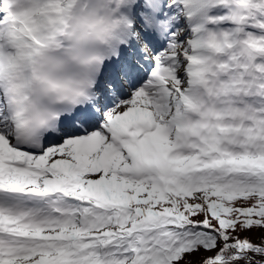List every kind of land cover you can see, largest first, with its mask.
I'll return each instance as SVG.
<instances>
[{
	"label": "snow or ice",
	"instance_id": "snow-or-ice-1",
	"mask_svg": "<svg viewBox=\"0 0 264 264\" xmlns=\"http://www.w3.org/2000/svg\"><path fill=\"white\" fill-rule=\"evenodd\" d=\"M0 264H264V0H0Z\"/></svg>",
	"mask_w": 264,
	"mask_h": 264
}]
</instances>
